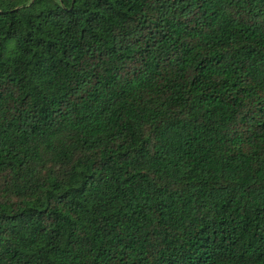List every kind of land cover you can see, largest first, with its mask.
Masks as SVG:
<instances>
[{"label":"trees","instance_id":"trees-1","mask_svg":"<svg viewBox=\"0 0 264 264\" xmlns=\"http://www.w3.org/2000/svg\"><path fill=\"white\" fill-rule=\"evenodd\" d=\"M0 264H264V0H0Z\"/></svg>","mask_w":264,"mask_h":264}]
</instances>
